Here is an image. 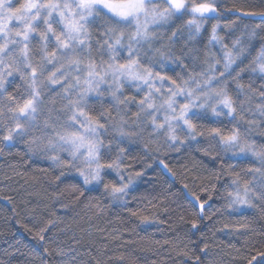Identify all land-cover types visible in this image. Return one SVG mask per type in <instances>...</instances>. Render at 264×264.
<instances>
[{"label":"snow or ice","instance_id":"6c2138e0","mask_svg":"<svg viewBox=\"0 0 264 264\" xmlns=\"http://www.w3.org/2000/svg\"><path fill=\"white\" fill-rule=\"evenodd\" d=\"M185 8L186 0H75V3L73 0H16L8 8H5L4 0H0V97L7 91L4 87L6 75L12 77L15 73L31 89L23 103L15 101L11 95L7 97L10 103L6 107L10 117L5 116V105L0 101V123L8 118L15 121V127H8L2 139L10 142L6 145L9 146L14 144L13 141L18 143L17 138L27 137L28 153L46 157L60 168L71 167L76 160L82 159L85 167L79 170L78 175L84 185L102 184L103 191L110 194L113 204L127 209L140 225H149L162 222L157 218V211H169L167 206L161 207L169 196L165 195L162 199L158 196L156 199H160V203L149 199L151 215L145 214L143 209H129L127 199L129 194H133L134 185L145 175L143 170L132 168L129 171L131 165H126L124 174L120 175L121 182L104 179L108 171L120 173L126 158L125 142L141 143L145 151L150 150L149 145H155L154 151L163 155L170 151L179 152L186 143L193 141L196 142V151L215 160L222 158L217 154L213 142L209 140L208 146L204 147L199 140L204 137L218 138L224 146V152L248 159L241 162L239 170L232 164L225 169L234 188L228 191L223 206L217 207L212 214L208 211L209 201L213 199L217 185L183 184L187 195L191 197L187 205H180L189 214L187 217L183 214L178 217L181 222L190 225L184 235L191 241L192 236L201 233L204 220H211L216 214L223 216L227 212L242 218L234 222L223 221L225 228L235 233L264 236V230L257 231L253 227L256 218L264 221V183L255 181L256 176L264 179V139L258 143L252 135L255 133L256 137L264 138V125L243 116V106L252 103L250 93L255 90L254 85L249 86L251 82L245 84L242 78L251 66L248 55L250 48L254 47L252 41L256 38V32H249L246 39L233 37L230 33L222 34L219 25L212 24L214 17L210 16L216 9L206 2L193 5L192 18L187 20L185 28ZM236 11L243 17H264V9L239 8ZM197 17H209L210 29L202 30ZM133 24L134 31L131 30ZM185 31L187 39L178 50L177 35ZM205 34L207 43L201 48L200 40ZM97 47L101 50L99 64L92 55ZM85 48L88 49L87 56L84 55ZM216 49H219V53ZM105 50L111 53L106 60ZM142 56L161 66L177 64L188 73V79L180 74L161 71L160 67H155L151 62L146 63ZM185 57L191 59L190 64L184 63ZM251 63L260 73H264V45L256 51ZM45 74L46 85L41 79ZM226 76H230L232 83L224 79ZM201 80L204 82L203 90H194L192 83L199 86ZM126 81H139L148 86L149 91L144 92L141 88L135 95H124L123 86ZM104 83L108 84L106 90L101 89ZM233 86L237 90V97H242L239 108L230 94ZM73 87L79 89L78 93L71 91ZM44 88H47L48 95L41 100L39 98ZM94 93L95 97L110 96L111 107H105L102 100L92 101ZM260 94L264 97V84L260 87ZM180 97L186 99L181 100ZM212 97H216L211 106L214 115L219 114L215 106L219 104L237 121L227 134L215 124H198L206 117L199 114L197 108L209 107L203 101H210ZM58 99L61 102L59 109L56 107ZM96 103L105 109L100 116L92 114ZM131 104L137 106L132 123L120 107ZM113 108L115 115L112 114ZM255 109L264 115V100L257 102ZM44 111L47 112L46 117L43 116ZM60 112L65 116H61ZM241 120L248 126L246 129L239 123ZM145 125H150L152 129L147 138L144 136ZM180 125L190 135L178 136L176 129ZM42 127L45 130H41ZM48 128L52 131H46ZM38 131L39 135L36 134ZM161 133L164 134L166 144L160 143ZM188 147L193 146L188 143ZM236 149L239 151L236 152ZM60 151H67L72 163L56 154ZM2 154L3 147H0ZM159 164L169 176L175 177V171L164 159L160 158ZM13 170L21 174L16 166H13ZM241 172L251 175L253 179H246L241 176ZM65 175L61 172L56 181L60 182ZM162 175V172L157 173L158 178ZM220 175L218 171L210 172L207 179L219 180ZM64 188L78 191L79 196L85 195L76 183H66ZM202 193L206 194V198ZM176 195L170 193L171 197ZM5 199L12 204L11 196H0V200ZM86 206L96 209L97 216L104 213V208L96 198L89 200ZM12 211L15 213L14 206ZM249 215L252 219L248 218ZM221 222L217 220V224ZM17 223L38 242L39 248L32 252L33 259L39 260L40 264H47L44 257L50 254V237L46 234L52 231V221L35 225V231L27 224L20 221ZM177 239L182 241L183 237ZM201 243L203 247L199 248L200 254H196L188 244L181 246L164 240V244H173L177 254L185 258L184 264L188 261L192 264H205L210 244L203 234ZM259 243L264 245V240ZM40 249H43V253ZM56 253L59 255L62 250L56 249ZM0 264L6 262L0 261ZM246 264H264V248L251 255Z\"/></svg>","mask_w":264,"mask_h":264},{"label":"clouds","instance_id":"9594fccd","mask_svg":"<svg viewBox=\"0 0 264 264\" xmlns=\"http://www.w3.org/2000/svg\"><path fill=\"white\" fill-rule=\"evenodd\" d=\"M16 0H4L5 8L12 6ZM209 3L211 4L216 11L211 13L210 16L214 17L212 19V24H218L219 29L221 30L222 34H231L233 37H243L247 38V34L249 32L255 31L256 38L252 41V44L257 45L256 51L259 49L260 46L264 45V17L256 16V17H236L235 19H231V16H234L237 12L236 9L239 8H255V9H264V0H186V8H185V17H184V27H187V20L192 18V7L194 4L199 3ZM75 3V0H73ZM7 15V12L5 13ZM197 19L202 24L203 28L211 27V24L208 23L209 17H197ZM228 25V27H225ZM134 24L131 26V30L134 31ZM167 27V26H166ZM165 41L167 40V33H164ZM187 39V32L185 31L183 34L177 35V42H178V50L179 46L183 45L184 41ZM230 42V41H229ZM95 43V41H94ZM159 43V41H157ZM77 48L80 45H76ZM84 55H88V49L85 48ZM123 51V50H121ZM219 53V49L215 50ZM255 51V54H256ZM101 50L99 47L92 53L93 57L96 59V62L99 64L101 62ZM253 54L252 49L249 50L248 55V63L251 65L248 68V73L251 74V85L255 86V90L251 92L252 96V103L245 104L243 106V116L246 119H252L259 122L260 125H264V115L255 109V104L257 102H261L264 100V97L260 94V87L264 84V73H260L254 65H252V57L255 56ZM111 53L105 50L104 59H108ZM126 55V53H125ZM142 59L146 61V63L151 62L155 67H160L161 71H166L168 65H172L176 67L177 64H165L163 66L159 65L156 61H149L148 57L142 56ZM184 63H191V59L189 57L184 58ZM182 71L178 72L183 76L184 79H188V73L179 67ZM223 70L222 68L220 69ZM46 75L41 77L44 80L45 85ZM219 75V73H217ZM18 77L15 75L12 77L5 76V84L4 87L7 88V91L4 92L3 97H0V101L5 105L4 114L6 117H10L11 114L7 111V105L10 103L7 97L11 95L14 97L15 101L23 103L25 99L28 98L31 89L27 86V84L20 80L21 83L15 85L14 91L8 90V84L11 82L9 78ZM28 79H31L29 75ZM224 79H227L229 83H232L230 76H226ZM73 85H75V81H72ZM159 81L157 84L159 85ZM108 87L107 83L101 85L102 90H106ZM191 87L196 91H202L204 87L203 80L200 81V85L198 86L195 82L192 83ZM143 89L144 92L149 91L148 86L144 85L139 81H126L123 86V93L124 95H135L139 89ZM58 91H62L59 90ZM73 93H78L79 89L73 87L71 90ZM236 91L233 86V91L230 93L233 96L234 101L236 102L237 108L240 107L239 100L242 97H237ZM48 95L47 88L42 89V93L39 99L43 100ZM96 94L94 93L93 96ZM100 98H107L111 100V97L105 95ZM181 100L186 99V97H180ZM203 100V98H202ZM216 100V97H212V99L204 100L209 107L205 109L197 108V112L199 114L206 117L204 121H200L199 123L207 124L212 123L216 126L220 127L222 132L227 134L233 127L237 121L233 115H229L225 109H223L222 105L216 104L218 115H214L211 111V106L213 102ZM66 103V101H64ZM56 107L59 109L61 107V102L58 99ZM111 107V105L107 106ZM122 109H124V115L128 117L129 122L132 123L135 120L133 113L136 111V105H120ZM251 109V111H249ZM105 109H96L92 113L94 115L100 116ZM61 116H65L63 112L59 113ZM112 114L115 115V109H112ZM43 116H47V112H43ZM66 118V117H65ZM107 119V118H106ZM244 129L248 126L244 124L243 120L239 121ZM43 125V120H41V126ZM8 127H15V121L11 118L6 119L4 122L0 123V147H3V154L4 148L10 142L3 141V136L7 134ZM146 131L144 133L145 138H147L148 133L152 131L150 125H145ZM43 129V127L41 128ZM46 131L51 132L52 129L48 128ZM103 131V130H101ZM176 133L180 137H184L185 135H190L187 129H183V126L180 125L176 129ZM37 135L40 134L38 131ZM253 139H256V134L253 133ZM18 139V143H21L25 146V153L29 160L34 158H39L41 160L47 161L48 169L44 173L43 177L40 179L41 187L43 188L44 193L47 194L45 198H38L40 194L33 189L32 185H29L25 188L24 184H19L18 181L13 179L14 175L18 174L16 171L13 170L12 173H6L3 176H0V181L8 180L9 184L5 186V188H0V196L8 195V190L10 189L13 193H15L16 199L12 201L13 206L15 209L19 208V212H15L17 216L21 219H26L28 216H31L33 220L37 224H44L47 221H52V231L50 234V240L52 241L51 244L48 243V247L50 250L49 257H52L51 260H48L44 257L47 264H184V260H176L169 257L167 260H162L160 256L162 255L161 249H164V241H160V243L152 242L148 244L144 241V238L141 237L140 240L135 238L137 233V228L140 227V224L135 226H129L126 222L121 225L120 228H116L109 224H105V220H108V206L113 204L112 197L109 193L104 192L102 193L103 198L108 202L107 205L101 206L104 208V213L102 215H96V209L92 208L91 206H86L89 204L87 199H81L82 196H79L78 191H73L70 189H65L64 184L66 183H76L77 187L80 191H83L85 194L90 191L93 187H102V184L99 185H84L83 179L78 175L80 169L84 168L85 165L83 160H76L74 163L71 162V158L67 151H60L56 153L58 156L62 157L65 160H68L72 163L71 167L60 168L57 167L53 162L46 157L40 156H33L27 152V145L26 140L27 137L24 139ZM160 143L166 144V140L164 134H160ZM211 140L214 144L215 150L217 154L223 159L225 155H232V152H224L223 145L219 143L218 138H200L199 143L204 147L208 146V142ZM259 143V141L257 140ZM12 143H16L13 141ZM188 143L195 146L196 142L189 141ZM186 143L185 146H188ZM155 145H149V151L146 152L147 156H151L155 149ZM236 152L239 150L236 149ZM2 154V155H3ZM123 155V154H122ZM125 160L124 163L121 165L120 173L118 174L116 171H111L114 173L116 179L109 180L106 176L104 177L105 180L110 182H121L120 175L124 174L125 169ZM61 172L66 173L65 176L61 178V181L57 183L56 177L60 175ZM241 176L245 177L248 180H252V176L241 172ZM127 176L125 175V181ZM255 181H259L264 183V179L259 176H256ZM255 181L253 182L255 184ZM27 183V181H25ZM18 185V187H17ZM135 186V185H134ZM234 186L231 184L225 185L224 189L222 190V198L224 201L228 198V191L232 190ZM33 189V190H30ZM63 189V191H61ZM85 196V195H84ZM129 196L127 199L129 200ZM31 198V199H29ZM59 206L64 209V211L57 213L55 211V207ZM121 207L120 205H118ZM151 215V213H150ZM163 223V221L161 222ZM160 224V223H156ZM129 233V239L127 241L124 238V233ZM158 241V240H157ZM55 245V246H53ZM169 245L168 249H164V251L169 252L170 254H174L175 257H183L177 254V251L174 249L173 244ZM56 249H61L62 253L57 254ZM155 256L156 259L152 257ZM58 258V259H57ZM20 264H40L39 260L36 259H25L20 262Z\"/></svg>","mask_w":264,"mask_h":264},{"label":"trees","instance_id":"16d2710c","mask_svg":"<svg viewBox=\"0 0 264 264\" xmlns=\"http://www.w3.org/2000/svg\"><path fill=\"white\" fill-rule=\"evenodd\" d=\"M255 9V8H248ZM258 10V9H257ZM240 12H236L231 19L240 17ZM207 43L206 34L200 40L199 46L202 48L204 44ZM257 45L254 44L252 48L253 54H255ZM218 50V49H216ZM247 62V61H245ZM166 71L169 74L175 75L182 71L179 66L173 67L168 65ZM243 82L248 84L251 82V74L246 72L243 74ZM10 83L8 84V90L14 91L15 85L21 83L19 77L10 78ZM14 81V83H13ZM92 101H103L105 107L109 106L111 101L107 98L94 97L91 98ZM96 109H102L100 103H96ZM210 123V121H209ZM258 141L264 139L256 137ZM127 151L125 153L126 160L125 165H131L128 169L132 168L136 170H143L145 175L140 178L137 184L134 186L133 194L129 197V209L145 210V214L151 213V207L148 204V200L152 199L154 203H160V199H156L158 196L162 199L165 195L169 198L164 201L161 207L167 206L169 208L168 212L157 211V218L162 220L163 223L156 224L152 223L149 225H140L137 228V233L135 238L140 240L141 237L148 244L153 241H164L169 240L174 243H179L181 246L183 244H188L189 248L192 249L193 253L200 254L199 248L203 247L201 243V235L203 234L204 239L210 244L208 250L209 255L205 259V264H246L247 259L251 255H255L258 249L264 248L259 241L264 240V236H258L254 234H244L235 233L228 228L224 227L223 221L234 222L237 219L242 218L241 216L232 214L229 215L227 212L223 216L219 214L213 215L211 220H204L201 225V233H196L191 237L189 241L188 237L184 234L190 225L181 222L178 217L180 214L189 215L188 212L184 210L180 205H187L188 201L191 199L187 195L186 190L183 188L184 183H188L190 186H199L200 184H210L214 183L217 185V191L213 193V199L209 201L210 207L208 211L210 214L215 212L217 207H222L225 203L222 198V190L225 185L230 184L231 177H229L225 169L229 164L235 165L236 170H239L242 161H246L248 158L243 156H232L225 155L223 159L219 157L213 160L210 156H205L200 151L195 150V146L189 148L188 146H183L181 151H170L163 155L157 152H153L151 156H147L144 146L141 143H127L125 142ZM19 153V155H17ZM25 146L21 143H14L12 145L6 146L4 148V154L0 155V176L6 173L13 172V166L21 173L20 175H14L13 179L18 181L19 184H24L25 188L29 185L33 186V189L40 194L38 198H45L47 194L44 193L43 188L40 184V179L44 175V171L41 169H48L47 161L41 160L39 158H34L29 160L25 157ZM153 157H158L153 159ZM162 158L165 162L175 171V177L169 176L167 172L163 171L162 165L159 164V159ZM152 165V167H146V165ZM223 165V167H221ZM191 170V171H189ZM218 171L221 173L220 179L216 180L212 178L207 179L210 172ZM163 173L162 177L157 176V173ZM106 177L109 180H115L116 177L111 171L106 172ZM195 177V179H194ZM203 177L204 179H201ZM27 181V183H25ZM167 181V183L165 182ZM59 183V182H57ZM9 184L8 180L0 181V188H5ZM17 185V187H18ZM30 189V190H33ZM167 190V192H165ZM198 191V188H197ZM102 187H93L90 189L85 196L81 199H87V201L92 198H96L102 205H107V201L102 196ZM170 193H177L176 197H171ZM202 195L205 196L206 194ZM16 199L15 193L10 189L8 190V195ZM135 196V198H133ZM31 199V198H29ZM13 204H9L7 200H0V261L10 262V264H20L21 261L25 259H33L32 252L39 248L38 242L32 238L31 233L26 232L17 221L27 224L29 227L36 230L35 225L37 223L33 220L31 216L26 219H21L12 211ZM174 209V211H173ZM198 210V209H197ZM57 213L64 211L63 208L58 205L55 207ZM15 212H19V208L15 209ZM11 217V219H9ZM108 220H105V224H109L116 228H120L121 225L126 222L129 226H135L139 224V221L129 215L127 209H121L118 205L111 204L108 206ZM252 219L251 215L248 217ZM217 220L222 221L217 224ZM253 227L257 231L264 230V221L256 218ZM51 232L47 233L50 236ZM178 237H183V240H178ZM124 238L127 241L129 239V233H124ZM19 241V243H17ZM49 244L52 243L51 240L48 241ZM55 246V245H53ZM169 245L165 244L164 249H168ZM19 249V251H17ZM161 249L162 255L160 258L162 260L169 259L170 256L176 260L183 259L184 257H175L174 254ZM237 249L239 251H237ZM43 253V249H40ZM48 260L52 257L45 256ZM156 259L155 256L152 257ZM58 259V258H57ZM187 264H192L188 261Z\"/></svg>","mask_w":264,"mask_h":264},{"label":"rangeland","instance_id":"374dc122","mask_svg":"<svg viewBox=\"0 0 264 264\" xmlns=\"http://www.w3.org/2000/svg\"><path fill=\"white\" fill-rule=\"evenodd\" d=\"M10 79V78H9ZM95 96H92L91 98H94Z\"/></svg>","mask_w":264,"mask_h":264}]
</instances>
